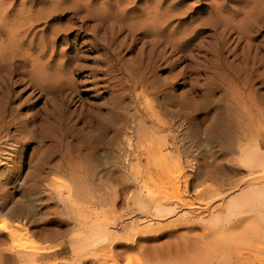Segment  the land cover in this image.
Segmentation results:
<instances>
[{"label": "rangeland", "instance_id": "obj_1", "mask_svg": "<svg viewBox=\"0 0 264 264\" xmlns=\"http://www.w3.org/2000/svg\"><path fill=\"white\" fill-rule=\"evenodd\" d=\"M0 16L7 50L76 102L66 144H0V225L44 247L0 230V264H264V160L249 159L264 156V0H0ZM163 17L178 50L135 87L142 42L117 31ZM164 83L180 107L158 106ZM26 99L25 117L44 102Z\"/></svg>", "mask_w": 264, "mask_h": 264}, {"label": "bare ground", "instance_id": "obj_2", "mask_svg": "<svg viewBox=\"0 0 264 264\" xmlns=\"http://www.w3.org/2000/svg\"><path fill=\"white\" fill-rule=\"evenodd\" d=\"M1 17L2 16H0V21L3 22L2 19L4 17H2V18ZM158 20H159L158 21L159 27H151V28L150 27H148V28L147 27H141V28L136 29V30H133L131 28L126 29L127 27H125V28L123 27V28H119V29L117 28L118 33L123 32V31L126 32L125 38L129 41L130 47L134 48L136 44H138L139 42H142V46L140 49L141 54L137 57V60H136V62H139V64H138L139 68L143 69V71L140 70V71H142V78L139 77V79L137 81H134L132 83L134 86L137 84L139 86H137V85L136 86L140 87L141 84H145V85H142L143 87L141 86L142 88H144V86H146V82L149 79H152L155 77L156 71L159 70L164 64H167L168 59H171L166 54L169 53V55L171 56L175 53V51L178 50L179 45H177V44L179 42H177L175 44L171 43L169 41L170 33L164 35V33H166V32H165L164 28L161 27V25H162V23L164 24L166 22V19L163 17V18H160ZM171 20H172V18H171ZM154 24H156V23L154 22ZM101 26H102V29H106V27H104L103 25H101ZM128 27H130V26H128ZM166 28H167V26H166ZM225 30H227V29H225ZM7 32H8V30H7ZM5 33H6L5 30H3L2 27L0 26V144H5V142H7L8 140H11L16 145H19V148L29 146L33 143H40L41 144V143L46 142V143H50L53 145L54 144L56 145L58 143H59V145L61 143L66 144L68 142L67 140L69 138H71V136H72L71 135V131H72V117L71 116H72V113L69 112V110L76 103L74 101V98L71 96L72 91H73L72 84L69 82V80L66 79L67 78L66 76H65L66 78L60 77L61 79H54L55 81L53 80L51 82L50 80H48L47 75L46 76H45V74L43 75V72L41 71L42 68H40L38 66L37 67L34 66L36 64H34L32 68H29L27 63L24 61L25 59H23L21 57L23 59L22 60L19 58L20 56H18L17 53H15L14 51L7 50L6 45H5L6 41H5V39L2 38V37H4ZM138 36H140V38ZM168 49L171 50V52L166 53ZM182 56H178V58L175 59L176 61L174 60L175 64L177 62L178 63L183 62L184 59ZM241 63H243V62H241ZM243 65L248 70L247 63H243ZM170 66H171V64H167L165 68L169 69ZM258 66H257V64L256 65L252 64L251 71L257 70ZM240 69H243V68H240ZM225 73L227 74V72H225ZM252 74H254V72ZM140 75H141V72H140ZM247 75H248V73H247ZM240 76H241L240 74L236 75V76L232 75L231 79L229 76V79L231 80V82H233L234 85H240V82L242 79ZM243 80H246L244 84L248 85L252 79L250 76H247ZM151 82L152 81H149L148 84L150 85ZM173 84L169 85V84L164 83L162 85L163 91L162 90L161 91L153 90L154 93L152 91L151 94H153L154 96H157V99L158 98L162 99L158 103L159 107H162V106L164 107V106H167L168 104L169 105L171 104V106L172 105L178 106V107L181 106L180 101L172 103L171 101L166 99L167 98V91H169L172 88ZM211 84H213V83H211ZM244 84H242V87H240V88L243 91H245V89L248 90V86H247V88H244ZM114 87L115 86L111 87L109 85L106 88L111 90ZM17 89H18V92L16 91ZM145 89H146V87H145ZM220 90H221V88L218 85H213L209 89V91L212 94H215V93L219 92ZM27 91L30 92L31 96H35L36 100L38 102H41V101H44V102H42L43 104L41 105L39 110H36V112L29 114L27 117H25L23 115L24 116L23 117L20 114L21 111L25 108H30L27 104V99L24 101H21V95ZM149 92H151V90ZM241 98H242V96L238 99H241ZM231 102H233L232 98H231ZM145 103H147V102H145ZM117 109L118 108H116V106L114 104H112L107 109V111L109 113L113 114L114 116L118 117L119 113H118ZM150 112H148V113H150ZM89 115L90 114H88L87 117H89ZM149 115H150V117L154 118L155 122H156L155 123L156 127L151 129L152 133H154L155 131H159V129L161 131V129L163 130L164 128H166L167 125L162 123L161 120H159L158 117L156 115H154V113H150ZM97 117L98 116L95 115L93 118H90L89 120H87L86 125H84L85 120H86V119L84 120V117L82 118V120H78V122L84 121L82 128L87 127L89 130H97L96 128L98 127V124H99V123H97L98 122ZM114 120H116V119H114ZM115 122L113 124H115ZM104 130H105V133H113V135H114L113 141H115L117 136H118V133L120 131V128L115 126V125H112V126H107L106 128H104ZM92 145L93 144H91V146ZM162 147H163V144H160L158 148H162ZM93 148L96 149L97 147H93ZM249 159H250V161H253V163H255L256 165H261V163L264 160V156H263V154L262 155L258 154V155L251 156ZM0 230L6 232L9 239L12 241V247L15 249L25 250V249L29 248V250H33L36 252H43V250H44V247L42 248V247L36 245L31 240L27 246H26V244H20L22 242V239H23L21 235H26V234L20 235L19 233H17L18 231L16 232V231L12 230V228L10 227V225L8 223H4L3 225H0ZM27 239H28V237L26 238V240ZM26 247H28V248H26Z\"/></svg>", "mask_w": 264, "mask_h": 264}]
</instances>
